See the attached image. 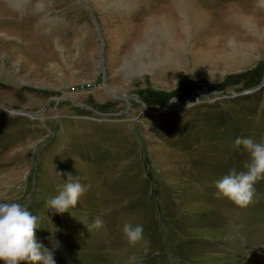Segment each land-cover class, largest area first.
<instances>
[{
  "label": "rangeland",
  "instance_id": "374dc122",
  "mask_svg": "<svg viewBox=\"0 0 264 264\" xmlns=\"http://www.w3.org/2000/svg\"><path fill=\"white\" fill-rule=\"evenodd\" d=\"M263 81L264 0H0V198L56 264H264V181L215 187L264 141Z\"/></svg>",
  "mask_w": 264,
  "mask_h": 264
},
{
  "label": "clouds",
  "instance_id": "9594fccd",
  "mask_svg": "<svg viewBox=\"0 0 264 264\" xmlns=\"http://www.w3.org/2000/svg\"><path fill=\"white\" fill-rule=\"evenodd\" d=\"M174 99V98H173ZM237 147L242 146L249 155L245 170L235 168L218 179L215 187L218 196H223L240 208H247L254 202L255 185L264 181V141L255 142L251 138L235 139ZM87 188L69 175L68 182L58 195L47 200V206L56 213L63 214L75 208ZM104 226L97 217L91 228ZM37 217L26 206L16 201L0 198V261L3 264H56L52 249L37 242ZM123 232L130 245L135 246L148 241L144 238L142 225L125 224Z\"/></svg>",
  "mask_w": 264,
  "mask_h": 264
},
{
  "label": "water",
  "instance_id": "95a60500",
  "mask_svg": "<svg viewBox=\"0 0 264 264\" xmlns=\"http://www.w3.org/2000/svg\"><path fill=\"white\" fill-rule=\"evenodd\" d=\"M96 24H97V22H96ZM262 85H264V81H263V83H262ZM256 88H252V89H250V91H254ZM243 92H241L240 94H242ZM128 102H129V100H128ZM173 102L174 101H172V103H171V105H169V108L171 109V107H172V105H173ZM11 110V109H10Z\"/></svg>",
  "mask_w": 264,
  "mask_h": 264
},
{
  "label": "bare ground",
  "instance_id": "6f19581e",
  "mask_svg": "<svg viewBox=\"0 0 264 264\" xmlns=\"http://www.w3.org/2000/svg\"><path fill=\"white\" fill-rule=\"evenodd\" d=\"M169 64V63H168ZM152 68V67H154V63L151 61L148 65H147V68Z\"/></svg>",
  "mask_w": 264,
  "mask_h": 264
}]
</instances>
